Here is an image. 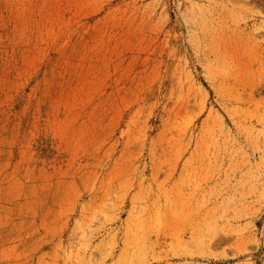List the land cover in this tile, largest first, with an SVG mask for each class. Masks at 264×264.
Segmentation results:
<instances>
[{
	"label": "rangeland",
	"instance_id": "obj_1",
	"mask_svg": "<svg viewBox=\"0 0 264 264\" xmlns=\"http://www.w3.org/2000/svg\"><path fill=\"white\" fill-rule=\"evenodd\" d=\"M0 264H264V0H0Z\"/></svg>",
	"mask_w": 264,
	"mask_h": 264
}]
</instances>
